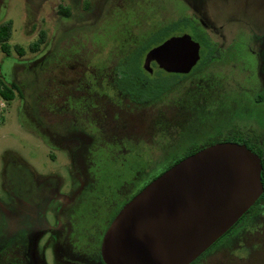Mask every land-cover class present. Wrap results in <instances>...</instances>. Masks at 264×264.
Here are the masks:
<instances>
[{"label": "rangeland", "instance_id": "374dc122", "mask_svg": "<svg viewBox=\"0 0 264 264\" xmlns=\"http://www.w3.org/2000/svg\"><path fill=\"white\" fill-rule=\"evenodd\" d=\"M199 5L211 17L212 34L220 47L233 36L234 43L228 53L204 64L200 74L180 83L163 102L148 106L146 112L131 111V126L137 128L131 138L143 136L148 142L152 125L156 133L170 125L171 136L178 133L177 150L202 143L205 137L232 126L264 135V99L259 96L257 60L251 53L255 48L248 35L251 30L264 41V0H207ZM59 7L68 9L69 16L59 15ZM195 9L200 10L198 6ZM178 18L190 22L187 8L179 0H0V25L11 22L7 41L11 54L0 52V78L4 86L17 88L10 102L0 99V221L4 224L0 251L14 238V188L19 176L29 174L31 179H23L32 187L38 186L37 181L56 177L58 195L71 189L70 155L65 149L50 147L45 135L42 117L49 110L48 102L57 105L60 89L74 83L82 68L114 67L117 57L126 56L127 50ZM181 31L193 37L189 29ZM40 32H44L45 42L31 53L28 46ZM15 46L25 50L22 57L15 53ZM262 50L264 60V42ZM259 74L264 80V65ZM95 156L100 188L105 191L100 195L105 197H112L122 181H128L129 165L139 162L133 155L124 158L126 163L108 162L102 154ZM163 158L145 155L147 170ZM37 218L39 225L54 224L52 212L46 213L44 208L38 210ZM49 235L42 234L36 241V256L42 264H57L54 236ZM84 241L77 238L78 243ZM10 245L6 253L14 259V241ZM249 259L264 264V246Z\"/></svg>", "mask_w": 264, "mask_h": 264}, {"label": "flooded vegetation", "instance_id": "af4514ba", "mask_svg": "<svg viewBox=\"0 0 264 264\" xmlns=\"http://www.w3.org/2000/svg\"><path fill=\"white\" fill-rule=\"evenodd\" d=\"M179 1L187 8L190 23L196 21L216 43L219 52L228 53L236 37L233 36L225 46L220 47L212 34L211 17L199 5L207 0ZM195 6L200 10H196ZM248 35L253 39L252 46L255 48L251 53L257 60L259 96L264 99V80L259 74L264 65V41L262 35L251 30ZM151 69L152 72L148 73L142 68L149 77H154L156 71L167 74L154 63ZM120 70L124 69L84 67L76 74L74 83L64 84L60 89L57 105H52L51 100L48 102L49 110L42 117L45 135L52 143L50 147L65 149L67 155H70L68 165L71 167V189L68 194L58 195L60 182L56 177L49 176L37 181L38 186L32 187L24 181L30 178L29 174L19 176L14 188V264H42L36 256V241L42 234H50L51 238L54 236L53 251L57 264H105L100 247L112 220L144 186L166 170H163V160L161 163L157 160L154 168L147 170L144 156L163 155L166 148L170 152L178 150H175L178 133L173 132L171 136L167 130L170 125L163 128V133H156L152 125L148 142L143 136L137 140L131 138L137 128L131 126L129 113L140 109L145 111L147 107L143 108L118 89L123 87L115 82V73ZM161 102L163 100L158 101ZM97 154L104 155L108 162L118 160L126 163L124 158L129 155L139 158V162L129 165L128 181H122L112 197L100 195L105 191L100 188ZM141 155L143 157L140 159ZM40 208H44L46 213L52 212L53 225L46 222L38 224L37 212ZM263 234L264 198L260 195L250 212H246L190 264H254L249 258L264 246ZM77 238L85 240L84 243H78Z\"/></svg>", "mask_w": 264, "mask_h": 264}, {"label": "water", "instance_id": "95a60500", "mask_svg": "<svg viewBox=\"0 0 264 264\" xmlns=\"http://www.w3.org/2000/svg\"><path fill=\"white\" fill-rule=\"evenodd\" d=\"M200 45L177 33L146 52L167 74L187 75ZM259 158L245 145L203 147L164 170L118 212L103 235L105 264H190L257 201L263 188Z\"/></svg>", "mask_w": 264, "mask_h": 264}, {"label": "trees", "instance_id": "16d2710c", "mask_svg": "<svg viewBox=\"0 0 264 264\" xmlns=\"http://www.w3.org/2000/svg\"><path fill=\"white\" fill-rule=\"evenodd\" d=\"M58 14L64 17L69 16V10L62 7L58 8ZM188 23V24H187ZM180 28H187L193 34L192 40L200 44V56L199 61L191 69L187 75H168L161 71H156L154 77H149L141 68V62L145 53L152 47L161 44L169 36L178 32ZM178 29V30H177ZM11 34V22H5L0 25V52L5 55L11 54V48L7 41ZM45 42L44 32H40L38 39L28 46V51L36 53L39 48ZM14 51L17 56L22 57L25 53L19 46L14 47ZM126 56H119L114 60V67L121 68L115 73L117 79L115 82L120 83L123 87L118 88L123 94H127L129 99L135 103L141 105L143 108L158 104V101H162L167 95L179 87L180 83L190 79V77L200 74L206 67L203 65L210 62L211 59H216L223 55L216 48V43L209 37L207 32L201 29L197 22H188L186 18L178 19L177 21L157 30L151 34L144 42L136 44L129 50H127ZM203 66V67H202ZM13 89L17 90L16 86L12 85L11 88L4 86L0 78V99L5 102H10L15 94ZM181 143V140L179 141ZM221 142H232L237 144H243L245 147L254 153L260 160L261 172L260 181L262 184L261 198H264V135H257L254 132H243L236 126H232L226 131L214 132L210 137L203 140L202 143H193L186 148H180L175 152H169V149H164L163 153V170L168 169L173 164L177 163L181 159L195 153L199 149ZM252 210V207L248 210ZM247 211V212H248ZM3 222L0 221V229L3 227ZM11 238L5 247L10 248L9 245L15 242V239ZM11 246V245H10ZM7 248H3L0 251L2 257H0V264H14V259L10 258L6 251Z\"/></svg>", "mask_w": 264, "mask_h": 264}]
</instances>
